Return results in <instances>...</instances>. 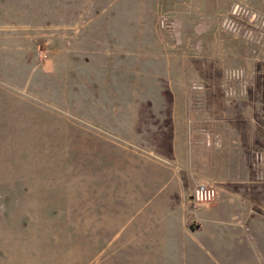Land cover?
<instances>
[{"label": "rangeland", "instance_id": "374dc122", "mask_svg": "<svg viewBox=\"0 0 264 264\" xmlns=\"http://www.w3.org/2000/svg\"><path fill=\"white\" fill-rule=\"evenodd\" d=\"M0 264H264V0H0Z\"/></svg>", "mask_w": 264, "mask_h": 264}, {"label": "built area", "instance_id": "2783aa9c", "mask_svg": "<svg viewBox=\"0 0 264 264\" xmlns=\"http://www.w3.org/2000/svg\"><path fill=\"white\" fill-rule=\"evenodd\" d=\"M218 197L217 188L209 182H199L192 194V202L195 205L207 204Z\"/></svg>", "mask_w": 264, "mask_h": 264}, {"label": "crops", "instance_id": "0c3cea01", "mask_svg": "<svg viewBox=\"0 0 264 264\" xmlns=\"http://www.w3.org/2000/svg\"><path fill=\"white\" fill-rule=\"evenodd\" d=\"M233 191V190H232ZM232 191L230 190V193H232ZM235 192V191H233ZM228 200L230 201L231 200V196L228 197Z\"/></svg>", "mask_w": 264, "mask_h": 264}]
</instances>
